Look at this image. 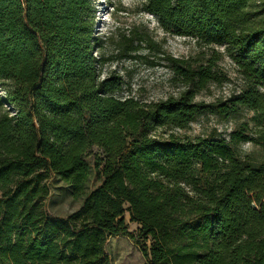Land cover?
<instances>
[{"label": "trees", "instance_id": "1", "mask_svg": "<svg viewBox=\"0 0 264 264\" xmlns=\"http://www.w3.org/2000/svg\"><path fill=\"white\" fill-rule=\"evenodd\" d=\"M143 8L199 48L188 58L158 48L176 90L155 101L101 77L93 0H0V264H110L105 243L119 235L144 264H264V0ZM141 41L125 37L119 57L137 58ZM223 56L240 85L196 99L231 82ZM202 114L233 127L179 133ZM51 179L83 197L77 209L49 213Z\"/></svg>", "mask_w": 264, "mask_h": 264}, {"label": "rangeland", "instance_id": "2", "mask_svg": "<svg viewBox=\"0 0 264 264\" xmlns=\"http://www.w3.org/2000/svg\"><path fill=\"white\" fill-rule=\"evenodd\" d=\"M144 3L145 0H93L94 30L95 34L100 37L97 54L108 58L101 69V77L113 72L120 77L122 95H132L142 101H155L165 98L176 90L171 68L166 61L160 59L158 48L178 58L195 57L199 48L196 42L189 37L166 33L158 24L156 17L145 12ZM130 36H134L137 41L142 40L137 50L138 57H119L124 38ZM149 41L154 43L152 48H149ZM222 48L216 47L218 50ZM218 65L230 77L231 82L211 83L197 94L196 99L211 101L218 96L226 95L232 88L240 85L236 69L227 56H223ZM252 114L250 111H242L239 117L246 119ZM232 127V121H225L211 114H202L190 123L189 128L179 133L204 136L211 129L216 128L226 135ZM242 147L246 151L256 149L250 143H244ZM97 151L98 149L93 147L86 156V160L91 163V153ZM82 200L83 197L72 198L68 185L62 181L50 180V194L47 202V210L50 214L65 216L77 209ZM124 219L129 231L135 235L139 227L138 223L131 222L128 213L124 214ZM105 251L110 264H144L139 246L127 236L108 237Z\"/></svg>", "mask_w": 264, "mask_h": 264}]
</instances>
